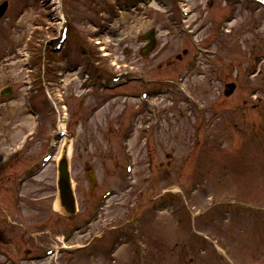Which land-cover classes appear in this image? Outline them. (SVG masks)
<instances>
[{"label":"rangeland","instance_id":"374dc122","mask_svg":"<svg viewBox=\"0 0 264 264\" xmlns=\"http://www.w3.org/2000/svg\"><path fill=\"white\" fill-rule=\"evenodd\" d=\"M3 1L6 0H0V4ZM7 1L8 9L0 19V84L10 82L15 90L12 100L5 98L0 103V163L4 156L22 148L25 132L31 128V115L29 123L21 125L22 116L27 114L23 89L28 73L25 47L33 41L29 40L31 36L36 39L49 29L59 32L61 9L75 17L76 24L70 29L75 26L76 34L85 35L103 20H113L105 38L114 59L111 64L105 60L114 74L129 64L135 69L144 68L147 78L175 79L176 70L192 62L185 89L196 101L180 93L174 79L150 82V87L168 89L147 100L156 103L163 114V120L155 126L149 118L148 102L137 97L126 100L123 96L126 89L139 90L143 82L102 92L93 89L96 95L104 93L108 101L88 122L81 121L90 103L81 102V90L77 83L74 85L73 73L68 74L66 87L56 91L48 76L50 70L41 71L42 66L34 58L35 73H45L51 80L49 92L65 98L68 95L73 104L65 125L70 121L73 130L72 134L67 129L72 135L66 138L73 147L69 163L77 209L71 215L55 206L60 200L55 163L69 144L65 137V141H55L64 124L50 102L45 105L39 132L28 138L24 153L14 157L9 167H0V243L19 254L24 248L35 254L49 244L62 245L64 236L68 237L69 229L77 223H85L86 228L74 232L68 245L88 242L96 232L93 230L105 222L119 223L143 213L142 242L132 239L131 234L137 231L131 230L130 241L109 244L115 249L111 255L97 243V247L91 244L76 253L65 248L58 257L51 255L30 263L264 264V62H254L256 54H264V7L253 0H150L149 4V0H63L61 8L60 0ZM230 9L238 18L231 30L223 33L218 22L221 14ZM184 10L191 11L190 21H184ZM195 21L197 35L186 29ZM154 26L157 45L146 54L139 52L138 39H122L125 34L136 38L138 31L148 32ZM72 43L69 39L65 45L71 47ZM197 47L203 48L201 60L193 62ZM78 51L73 44L72 52ZM230 80L237 82V88L225 96L224 85ZM39 84L41 88L36 91L41 99L48 95V88L42 86V81ZM145 87L150 88L148 84ZM138 105L142 114L133 116L137 122L131 128L127 116ZM146 132L151 133L153 167L141 138ZM50 148L55 155L42 173L25 182L14 178L33 161L36 164L40 154ZM166 152L171 153L170 161ZM127 163L132 164L131 171ZM89 166L95 172L93 186ZM13 186L21 192L17 198L12 193ZM129 186L133 187L129 190ZM108 187H114L115 192L100 198ZM163 198L168 206L163 210L155 208L154 202ZM102 202L106 205L99 218L85 221ZM7 212L15 215V227L3 221ZM141 222L134 219L130 223ZM144 247L147 252L141 254ZM219 253H226V258Z\"/></svg>","mask_w":264,"mask_h":264},{"label":"flooded vegetation","instance_id":"af4514ba","mask_svg":"<svg viewBox=\"0 0 264 264\" xmlns=\"http://www.w3.org/2000/svg\"><path fill=\"white\" fill-rule=\"evenodd\" d=\"M89 39H92V37L89 36ZM130 40H134V41H136L137 38H134V37H133V39H132V37H128V38L126 39V41H130ZM96 48H97V46L94 45V43H91V42H90V50H91V52H92V51L94 52V51L96 50ZM140 49H141V48H140ZM131 50H132V49H130V51H131ZM93 55H94V56H97V53L95 52V53H93ZM74 60H76V58H75ZM59 74H60V73H59ZM48 76H49L51 79L55 78V77H56V71L51 69V70L49 71ZM54 87H55V84H54ZM46 97H47V95H46ZM89 97H93V96H92V93L88 94L86 98H82V99H81V102H84V103H85V100H86V103H87V104L90 103L89 106L86 105L85 109L87 108V110L84 111L85 113H84L83 117L81 118V121H83V119L85 118V115L88 114V113L91 111V109H92L95 105H97V100H96V98H93V101H94V102H91V100H90ZM69 99H70V97L67 95V97H66V102H67V104L69 105V107H70V106L72 107L73 104H70ZM35 105L37 106L36 102H35ZM147 154H148L149 160H150V161H153V160H154V157H153L154 151H153V149H149L148 152H147ZM165 154L168 156L169 160H171V153H170V152H166ZM11 232H12L13 234L15 233L14 230H13V231L11 230ZM4 244H5V243H4ZM7 252H8V255H9V258H10V259L6 261V264H14V263L16 264L17 253L14 252V251H10V250H8Z\"/></svg>","mask_w":264,"mask_h":264},{"label":"water","instance_id":"95a60500","mask_svg":"<svg viewBox=\"0 0 264 264\" xmlns=\"http://www.w3.org/2000/svg\"><path fill=\"white\" fill-rule=\"evenodd\" d=\"M8 6V2L5 1L2 5H0V17L4 14ZM235 88L234 83H229L227 84V90L226 94H230ZM4 93L9 92L11 90V86H6L3 88ZM61 171H62V176H61V187H62V194H63V199L67 205L68 210H73L74 209V199L71 191V186L69 183V177H68V172H67V166L65 162H62L61 165ZM91 182L93 183L92 177H90Z\"/></svg>","mask_w":264,"mask_h":264},{"label":"bare ground","instance_id":"6f19581e","mask_svg":"<svg viewBox=\"0 0 264 264\" xmlns=\"http://www.w3.org/2000/svg\"><path fill=\"white\" fill-rule=\"evenodd\" d=\"M73 103V102H72ZM8 105V104H7ZM22 118H23V121H22V123H21V125L22 126H25V125H27L28 123H29V121H30V116L29 115H25V116H22ZM66 119H64V121H65ZM62 124H64V122L62 123ZM70 154H71V146L70 145H68V147L66 148V151H65V156L66 157H69L70 156ZM55 206H56V208L57 209H65V207H64V205H63V203L61 202V199L59 200H57L56 201V203H55Z\"/></svg>","mask_w":264,"mask_h":264}]
</instances>
